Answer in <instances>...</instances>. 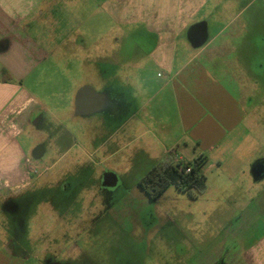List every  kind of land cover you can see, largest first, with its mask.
Here are the masks:
<instances>
[{
  "label": "crops",
  "instance_id": "0c3cea01",
  "mask_svg": "<svg viewBox=\"0 0 264 264\" xmlns=\"http://www.w3.org/2000/svg\"><path fill=\"white\" fill-rule=\"evenodd\" d=\"M55 1L0 0V183L14 184L19 148L13 141H20L30 111H47V105L31 96L25 84L48 65L54 55L50 48L58 47L54 37H46L41 29ZM256 2L260 4L258 9H264V0L106 2L110 18L132 27L126 34L138 41L148 61L165 75L161 89L147 95L140 111L133 110L127 120L132 122L142 113L144 130L137 139L142 138L148 147L161 145L162 153L178 148L181 161H185V155L190 161L204 157L206 182V173L215 171L224 192L237 191L247 197L240 203L237 225L229 222L223 229L226 244L210 264H264V169L260 172L264 157L255 154L264 146L260 116L264 95L245 83L250 81L249 75H253L254 85L260 81L255 67H264L256 61L261 54L259 46L264 44V31L255 25L249 29L247 19L240 21ZM258 13L254 9L249 17L259 19ZM182 36L186 44L181 46L187 55L177 59V40ZM137 62L127 60L122 66L137 67ZM92 65L79 87L101 84V73ZM226 75L233 79V86L220 78ZM168 94L175 109L166 126L167 121L155 110L160 113L158 109L162 108L165 114ZM252 131L258 132L261 141H248ZM2 236L0 231V264H23L3 246Z\"/></svg>",
  "mask_w": 264,
  "mask_h": 264
},
{
  "label": "rangeland",
  "instance_id": "374dc122",
  "mask_svg": "<svg viewBox=\"0 0 264 264\" xmlns=\"http://www.w3.org/2000/svg\"><path fill=\"white\" fill-rule=\"evenodd\" d=\"M108 1L56 0L52 15L43 18L41 32L46 37L53 36L58 47L51 49L52 44L47 45L54 51L52 59L46 67L42 66L44 71L25 84L31 96L47 105L48 118L60 121L79 140L77 145L70 142L75 146L72 153L79 154L69 158L64 182L74 218L72 225L78 234L74 239L80 240V253L72 257V264H210L226 244L223 229L229 222L237 225L240 203L247 197L237 191L224 192L215 171L206 173V190L195 192V198L171 185L151 200L139 187V180L151 168L165 160L175 161L182 153L178 148L162 153L161 145L148 147L142 138L137 139L144 130L141 112L127 122L132 111L142 107L147 95L161 89L165 75L148 61L138 41L126 34L132 27L122 33L120 26L115 25L107 11ZM259 6V2L252 4L240 21L247 19L249 29L255 25L264 31V9ZM254 9L261 12L257 14L259 19L249 17ZM113 35L123 43H115ZM182 44H186L185 36L177 40V59L187 55ZM259 47L261 54L256 61L264 65V44ZM127 60L138 61L139 65L122 66ZM89 65L99 74L107 72L96 90L112 88L117 108L112 119L105 111L90 117L73 112V99ZM255 69L260 81L254 85L253 75H249L250 81L245 83L250 90L264 95V67ZM220 78L233 86L229 75ZM165 101V114L162 108L155 113L167 121V126L175 104L170 94ZM154 107L158 108L156 101ZM260 116L264 122V111ZM263 132L264 128L262 135ZM254 134L248 133V141H264L256 134L254 140ZM19 140L29 147L32 133L25 132ZM97 148L99 153L95 156ZM256 150L257 156L264 157V146ZM188 161L190 157L185 155L183 162ZM68 239L71 241L72 237ZM37 261L28 257L25 264Z\"/></svg>",
  "mask_w": 264,
  "mask_h": 264
},
{
  "label": "flooded vegetation",
  "instance_id": "af4514ba",
  "mask_svg": "<svg viewBox=\"0 0 264 264\" xmlns=\"http://www.w3.org/2000/svg\"><path fill=\"white\" fill-rule=\"evenodd\" d=\"M113 21L122 32L129 28L122 22ZM114 42L123 43L117 37ZM104 74L100 75V86ZM96 85L85 83L78 88L73 99V112L80 117H90L105 111L112 119L113 111L117 110L112 88L108 86L101 92L96 90ZM45 113L40 108L30 111L25 125L28 130L22 131L23 134L32 133L29 147L21 141H13L19 148L15 156L18 160L14 172L16 178L13 185L0 183L2 244L21 258L23 264L28 257L38 259L37 264H72V257L79 256L80 240L74 239L78 234L72 225L74 218L64 182L68 177L69 158L79 154L72 153L75 146L70 142L77 145L79 140L60 121L49 119ZM64 137L67 138L65 141ZM98 153L97 148L94 155ZM141 179L138 185L148 196L140 186Z\"/></svg>",
  "mask_w": 264,
  "mask_h": 264
},
{
  "label": "trees",
  "instance_id": "16d2710c",
  "mask_svg": "<svg viewBox=\"0 0 264 264\" xmlns=\"http://www.w3.org/2000/svg\"><path fill=\"white\" fill-rule=\"evenodd\" d=\"M204 157L193 161L173 163L162 161L151 168L141 179L140 186L151 199L158 198L169 186L173 185L181 191L188 192L194 198L195 192L206 190V176L203 174ZM190 168L187 172L186 169Z\"/></svg>",
  "mask_w": 264,
  "mask_h": 264
},
{
  "label": "built area",
  "instance_id": "2783aa9c",
  "mask_svg": "<svg viewBox=\"0 0 264 264\" xmlns=\"http://www.w3.org/2000/svg\"><path fill=\"white\" fill-rule=\"evenodd\" d=\"M175 162H176V163H180L181 160H180V159H177V160H175ZM186 171L189 172V171H190V168H187Z\"/></svg>",
  "mask_w": 264,
  "mask_h": 264
},
{
  "label": "water",
  "instance_id": "95a60500",
  "mask_svg": "<svg viewBox=\"0 0 264 264\" xmlns=\"http://www.w3.org/2000/svg\"><path fill=\"white\" fill-rule=\"evenodd\" d=\"M201 43H202V42H200V44H201ZM263 169H264V165H263V167L260 169V172L263 171Z\"/></svg>",
  "mask_w": 264,
  "mask_h": 264
}]
</instances>
